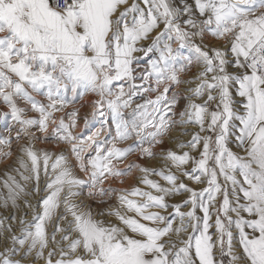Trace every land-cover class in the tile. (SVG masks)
I'll list each match as a JSON object with an SVG mask.
<instances>
[{"label": "snow or ice", "instance_id": "snow-or-ice-1", "mask_svg": "<svg viewBox=\"0 0 264 264\" xmlns=\"http://www.w3.org/2000/svg\"><path fill=\"white\" fill-rule=\"evenodd\" d=\"M0 120V264H264V0H0Z\"/></svg>", "mask_w": 264, "mask_h": 264}, {"label": "rangeland", "instance_id": "rangeland-1", "mask_svg": "<svg viewBox=\"0 0 264 264\" xmlns=\"http://www.w3.org/2000/svg\"><path fill=\"white\" fill-rule=\"evenodd\" d=\"M92 99V94H87L85 95L75 106L76 107H79L80 104H84L85 107L81 109V115H83L84 112H87V111H90V106L87 104V102L91 101ZM8 124H9V121H6V120H0V137L6 135L8 133ZM93 124H94V128L93 130H95V127H99L100 126V123L99 121H93ZM83 127V122L81 121L80 122V128ZM80 129L78 128L77 131H79ZM176 134L173 132V135ZM14 135V133H13ZM187 138V137H186ZM185 138V139H186ZM38 147H47L49 149H53L55 148L56 146L52 143H49L47 145H44V144H38L37 145ZM61 147H66L64 145H61ZM14 151H15V148H14ZM15 157H13L14 159ZM137 159V154H133L131 156L128 157V160L125 161V163H127L128 161H131V160H135ZM147 161H141V163H145ZM9 161H0V200H2L3 198V195L6 194V189L3 188L2 184H3V180L6 178V173L8 172H12V170L10 168H7L5 167L6 164H8ZM150 163L152 164H156L158 163V161L156 160H153L151 161ZM121 167H123V165H120ZM13 175H15V173L13 172L12 173ZM140 172L137 170V169H133L132 170V174L128 177H124V183L123 184H120L118 180H113L112 181V185L114 187H117V188H125V187H131V186H134L137 178L140 176ZM154 178H157L158 177H154ZM43 184V181L41 182ZM141 187H143V185H140ZM195 186V185H194ZM196 187H199V186H196ZM87 193H88V189L85 188L84 189V192H83V196L86 198L87 197ZM29 199H33V202L35 203V199L33 197H29ZM93 204L95 205V201H93ZM0 213H2V210H0ZM23 213H24V208H23V204L21 202V210H20V213L19 215L23 216ZM3 214H6V213H3ZM28 219H31V214H29V216L27 217Z\"/></svg>", "mask_w": 264, "mask_h": 264}, {"label": "bare ground", "instance_id": "bare-ground-1", "mask_svg": "<svg viewBox=\"0 0 264 264\" xmlns=\"http://www.w3.org/2000/svg\"><path fill=\"white\" fill-rule=\"evenodd\" d=\"M174 133H175V131H174ZM175 135V134H174ZM186 138V137H185Z\"/></svg>", "mask_w": 264, "mask_h": 264}]
</instances>
